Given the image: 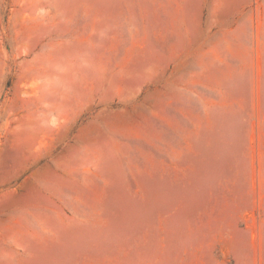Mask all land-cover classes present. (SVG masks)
<instances>
[{
  "label": "rangeland",
  "instance_id": "1",
  "mask_svg": "<svg viewBox=\"0 0 264 264\" xmlns=\"http://www.w3.org/2000/svg\"><path fill=\"white\" fill-rule=\"evenodd\" d=\"M0 264H264V0H0Z\"/></svg>",
  "mask_w": 264,
  "mask_h": 264
}]
</instances>
